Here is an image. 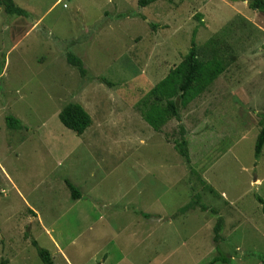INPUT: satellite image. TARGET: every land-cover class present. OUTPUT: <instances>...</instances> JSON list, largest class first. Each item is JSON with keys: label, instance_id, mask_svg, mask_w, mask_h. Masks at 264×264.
I'll return each instance as SVG.
<instances>
[{"label": "rangeland", "instance_id": "obj_1", "mask_svg": "<svg viewBox=\"0 0 264 264\" xmlns=\"http://www.w3.org/2000/svg\"><path fill=\"white\" fill-rule=\"evenodd\" d=\"M14 1L28 15L0 9V262L44 264L36 240L54 264H213L221 217L227 264H264V12L252 0ZM194 32L199 58L225 71L157 132L142 100ZM70 103L92 118L81 136L59 119Z\"/></svg>", "mask_w": 264, "mask_h": 264}, {"label": "trees", "instance_id": "obj_2", "mask_svg": "<svg viewBox=\"0 0 264 264\" xmlns=\"http://www.w3.org/2000/svg\"><path fill=\"white\" fill-rule=\"evenodd\" d=\"M157 1L160 0H138V5L144 8ZM2 7L8 15L19 17H27L28 15L24 9L15 4L14 0H0V9ZM249 7L252 10L264 12V0H252ZM195 36L196 33L194 32L191 47L181 63L171 69L168 75L151 89L142 100V115L145 121L157 132L161 131L162 127L172 118L177 119L181 123V108H186L195 99L204 94L225 71L223 64L219 60L203 61L199 58V49ZM67 61L78 69L82 77L87 75V70L80 58L69 54ZM100 80L108 86L111 85V82L105 78ZM59 119L66 128L74 131L79 136L83 135L93 123L90 114L82 105L77 103L66 105L59 113ZM6 121L7 126L11 129L22 128L21 122L14 117L7 116ZM262 122V128L255 145L256 159L260 158L264 148V118ZM175 149L187 164L191 163L186 129L182 124H180V139L175 141ZM66 185L70 189L74 199L81 197L79 190L70 181H66ZM210 190L214 192L213 189ZM257 201L262 206V212L264 213V199L258 196ZM194 208L193 204L186 205L181 209L180 213H186ZM201 209L203 211L209 210L205 205H201ZM211 212L217 213L213 208H211ZM223 224L224 221L220 217L214 227L215 236L213 241L219 256L214 258L213 264L219 261H223L225 264L228 263V258L219 246L222 240L221 231L223 230ZM32 244L36 247L44 264H54L48 250L40 247L36 240H32ZM0 264H9V262L3 259Z\"/></svg>", "mask_w": 264, "mask_h": 264}, {"label": "crops", "instance_id": "obj_3", "mask_svg": "<svg viewBox=\"0 0 264 264\" xmlns=\"http://www.w3.org/2000/svg\"><path fill=\"white\" fill-rule=\"evenodd\" d=\"M256 181H257V178L254 179V182H256ZM222 219H223V218H222ZM223 221H224V219H223ZM223 225H224V224H223ZM122 259H123V258H121L120 260H122Z\"/></svg>", "mask_w": 264, "mask_h": 264}]
</instances>
